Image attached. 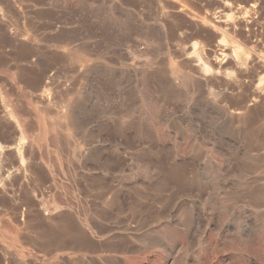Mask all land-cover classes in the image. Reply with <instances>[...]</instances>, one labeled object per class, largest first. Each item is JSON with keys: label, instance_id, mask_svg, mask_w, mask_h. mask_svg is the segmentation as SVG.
<instances>
[{"label": "rangeland", "instance_id": "rangeland-1", "mask_svg": "<svg viewBox=\"0 0 264 264\" xmlns=\"http://www.w3.org/2000/svg\"><path fill=\"white\" fill-rule=\"evenodd\" d=\"M0 264H264V0H0Z\"/></svg>", "mask_w": 264, "mask_h": 264}]
</instances>
